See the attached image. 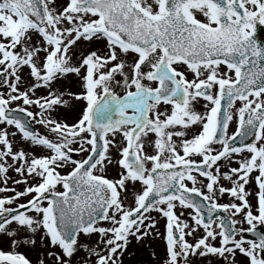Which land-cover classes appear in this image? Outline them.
<instances>
[{
	"label": "snow or ice",
	"instance_id": "snow-or-ice-1",
	"mask_svg": "<svg viewBox=\"0 0 264 264\" xmlns=\"http://www.w3.org/2000/svg\"><path fill=\"white\" fill-rule=\"evenodd\" d=\"M258 26L264 0H0V264H264Z\"/></svg>",
	"mask_w": 264,
	"mask_h": 264
},
{
	"label": "rangeland",
	"instance_id": "rangeland-1",
	"mask_svg": "<svg viewBox=\"0 0 264 264\" xmlns=\"http://www.w3.org/2000/svg\"><path fill=\"white\" fill-rule=\"evenodd\" d=\"M75 90V89H74ZM199 108V106H198ZM72 118L69 117V123H71ZM36 130L41 132L42 134L45 133V130L39 126H35ZM231 131L235 130V125L233 124L231 126ZM40 152L37 151V155H39ZM79 158V157H77ZM110 174L111 171H110ZM11 175L15 176L14 173H11ZM227 197H224L221 199V203L227 202ZM163 225L164 220H160V230L163 231ZM247 227V225H245ZM93 241L96 239V237L92 238ZM149 244L151 247H149ZM155 249L158 256H163V244L159 240H145L142 244L136 243L135 241L132 242V244L129 246L128 253L124 256V264H159V261L153 260L151 258V252ZM35 258L34 256L32 257Z\"/></svg>",
	"mask_w": 264,
	"mask_h": 264
},
{
	"label": "water",
	"instance_id": "water-1",
	"mask_svg": "<svg viewBox=\"0 0 264 264\" xmlns=\"http://www.w3.org/2000/svg\"><path fill=\"white\" fill-rule=\"evenodd\" d=\"M258 35L264 36V26H258ZM76 158V157H74ZM258 230H264V226H259ZM247 238H253L250 235L246 234Z\"/></svg>",
	"mask_w": 264,
	"mask_h": 264
},
{
	"label": "flooded vegetation",
	"instance_id": "flooded-vegetation-1",
	"mask_svg": "<svg viewBox=\"0 0 264 264\" xmlns=\"http://www.w3.org/2000/svg\"><path fill=\"white\" fill-rule=\"evenodd\" d=\"M189 78H191V76H189ZM202 105H203V101H202L201 104L199 105V109H200L201 111L203 110Z\"/></svg>",
	"mask_w": 264,
	"mask_h": 264
}]
</instances>
